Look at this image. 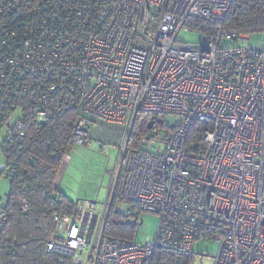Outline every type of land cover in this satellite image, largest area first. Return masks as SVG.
Instances as JSON below:
<instances>
[{
    "label": "built area",
    "instance_id": "obj_1",
    "mask_svg": "<svg viewBox=\"0 0 264 264\" xmlns=\"http://www.w3.org/2000/svg\"><path fill=\"white\" fill-rule=\"evenodd\" d=\"M233 2L0 0V128L9 145L33 110L41 123L77 109L124 126L105 203L80 200L75 215H56L48 252L72 264H152L157 250L194 256L205 239L219 245L214 264H264V41L252 46V34L223 29ZM191 19L217 29L202 34ZM182 31L200 32L201 42H181ZM167 114L181 124L166 127ZM143 115L154 125L132 147ZM198 122L202 139L192 140ZM90 134L79 118L73 145L55 156L69 164ZM0 174L15 176L6 159ZM113 202L159 214L155 240L105 235ZM142 222L138 213L132 226Z\"/></svg>",
    "mask_w": 264,
    "mask_h": 264
},
{
    "label": "trees",
    "instance_id": "obj_2",
    "mask_svg": "<svg viewBox=\"0 0 264 264\" xmlns=\"http://www.w3.org/2000/svg\"><path fill=\"white\" fill-rule=\"evenodd\" d=\"M187 24L206 35L217 29L216 23L210 20L191 19ZM221 26L226 32H264V0H234ZM82 117L89 121L92 129L95 120L77 109L66 110L54 120L44 123H41L33 110L27 120L25 117V134L20 142L13 137L10 146L8 140L11 134L6 132L1 148L15 176L8 177L11 180L9 200L5 207H0V212L5 213V219H0V264H72L71 256L48 252L47 249L59 227L54 217L76 213L77 203L68 199L60 190L59 175L64 165L63 160L55 154H63L73 145V124ZM150 119L146 115L137 117L130 142L132 147L139 145L137 140L148 131V125L143 121L149 122ZM203 129L204 124L195 123L190 138L201 140ZM0 177L5 176L0 174ZM23 203L28 205L27 210L22 209ZM116 205L113 202L105 224V235L136 240L138 225H130V217L116 212ZM129 205L142 214L140 206ZM193 260L194 256L157 250L152 264H192Z\"/></svg>",
    "mask_w": 264,
    "mask_h": 264
},
{
    "label": "rangeland",
    "instance_id": "obj_3",
    "mask_svg": "<svg viewBox=\"0 0 264 264\" xmlns=\"http://www.w3.org/2000/svg\"><path fill=\"white\" fill-rule=\"evenodd\" d=\"M183 43L198 44L201 42L200 32H185L179 34ZM264 41V32L254 33L249 42L252 46H259ZM243 44L236 40H223V46H234ZM164 125H180L182 117L175 114H167L163 117ZM138 124H140L138 122ZM137 131V129H135ZM6 129L0 131V167L4 164L2 144L5 141ZM91 143L88 147L76 146L70 158V163L65 165L59 175V186L62 193L72 201L90 200L97 201L100 205L105 203L111 180V172L115 170L120 157L123 125L111 124L95 120L92 125ZM101 144L106 145L104 149ZM11 192V180L0 177V207H5ZM101 206H98L100 209ZM116 212L130 217V225L138 215V209L132 208L126 202H118L115 206ZM142 223L139 226L137 242L145 244L147 240L153 242L157 236L160 224V216L157 213L143 211ZM219 245L214 241L200 240L194 246V260L192 264H214ZM92 264V263H91Z\"/></svg>",
    "mask_w": 264,
    "mask_h": 264
},
{
    "label": "water",
    "instance_id": "obj_4",
    "mask_svg": "<svg viewBox=\"0 0 264 264\" xmlns=\"http://www.w3.org/2000/svg\"><path fill=\"white\" fill-rule=\"evenodd\" d=\"M153 125H154V122H150L148 128L151 129L153 127ZM78 202H79V199H77L75 201V203H78ZM110 210H111V206L108 208L107 216H106V219H105V224H106V222L108 220V216L110 214Z\"/></svg>",
    "mask_w": 264,
    "mask_h": 264
}]
</instances>
